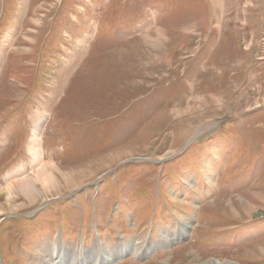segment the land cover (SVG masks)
I'll return each instance as SVG.
<instances>
[{
  "label": "rangeland",
  "instance_id": "rangeland-1",
  "mask_svg": "<svg viewBox=\"0 0 264 264\" xmlns=\"http://www.w3.org/2000/svg\"><path fill=\"white\" fill-rule=\"evenodd\" d=\"M48 247L264 264V0H0V264Z\"/></svg>",
  "mask_w": 264,
  "mask_h": 264
},
{
  "label": "bare ground",
  "instance_id": "bare-ground-1",
  "mask_svg": "<svg viewBox=\"0 0 264 264\" xmlns=\"http://www.w3.org/2000/svg\"><path fill=\"white\" fill-rule=\"evenodd\" d=\"M39 131H40V127H39V130H38V128L36 129V135L39 134ZM33 144L38 146V143H37L36 140H34ZM29 177L28 176H24V177H21L20 180H18V185L20 186L21 190L24 191V192H27V193L30 192V190L32 191V189H33L32 180ZM38 177H39V179L41 178L42 180H45V181L47 180V177L49 178V176L46 173L45 168L43 166L39 167ZM46 250H47L46 253L43 255L46 264H75L74 261H67L66 262L67 257L62 256V254H59L58 252H56V249L53 250L52 248L48 247V249H46ZM51 250H53V251L51 252ZM54 251H55V256H53V252ZM83 263H81V264H83Z\"/></svg>",
  "mask_w": 264,
  "mask_h": 264
}]
</instances>
